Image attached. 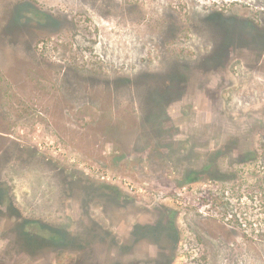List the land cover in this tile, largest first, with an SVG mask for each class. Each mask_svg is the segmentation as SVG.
I'll list each match as a JSON object with an SVG mask.
<instances>
[{
    "label": "rangeland",
    "instance_id": "1",
    "mask_svg": "<svg viewBox=\"0 0 264 264\" xmlns=\"http://www.w3.org/2000/svg\"><path fill=\"white\" fill-rule=\"evenodd\" d=\"M242 18L264 0H0V264H264Z\"/></svg>",
    "mask_w": 264,
    "mask_h": 264
},
{
    "label": "flooded vegetation",
    "instance_id": "2",
    "mask_svg": "<svg viewBox=\"0 0 264 264\" xmlns=\"http://www.w3.org/2000/svg\"><path fill=\"white\" fill-rule=\"evenodd\" d=\"M238 27L239 29H242V31L244 30L243 28L247 29L248 27L249 28H253V29H261V30H264V25L262 24V26H259L258 24H255L253 21H250L248 19H240L239 21H237ZM262 36L260 37H256L255 39H264V31L261 32ZM169 212V211H168ZM166 214V215H165ZM162 217V220L161 221H158V222H155V223H152V224H139L138 225V228H143V229H152L151 231L153 232H156L160 229L162 230H165V231H170V228L172 226V223L169 221L170 218L173 219V217L168 214V213H165ZM165 217V218H164ZM141 238V237H140ZM139 238V239H140ZM137 241V238L135 239H132V242H135ZM159 248L163 251V252H170V248L165 245H159Z\"/></svg>",
    "mask_w": 264,
    "mask_h": 264
},
{
    "label": "trees",
    "instance_id": "3",
    "mask_svg": "<svg viewBox=\"0 0 264 264\" xmlns=\"http://www.w3.org/2000/svg\"><path fill=\"white\" fill-rule=\"evenodd\" d=\"M210 183H213L214 182H210ZM219 189H217V194L214 195V193H210L211 197H216L217 199L220 200V206L222 207L223 211L226 213V214H230L232 212V195L226 193V189L223 188V189H220V191H218ZM258 197V196H257ZM263 230L262 229H259V233H261V235H263Z\"/></svg>",
    "mask_w": 264,
    "mask_h": 264
}]
</instances>
